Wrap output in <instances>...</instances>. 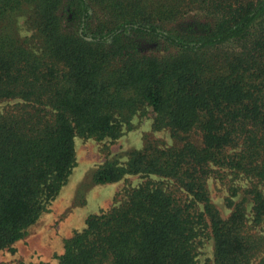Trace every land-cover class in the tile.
Instances as JSON below:
<instances>
[{"label": "trees", "instance_id": "16d2710c", "mask_svg": "<svg viewBox=\"0 0 264 264\" xmlns=\"http://www.w3.org/2000/svg\"><path fill=\"white\" fill-rule=\"evenodd\" d=\"M0 102V249L66 184L77 136L118 139L151 107L173 144L98 168L97 183L148 179L58 264H197L207 231L214 264H264V0H0ZM228 173L251 185L224 217L208 180Z\"/></svg>", "mask_w": 264, "mask_h": 264}, {"label": "rangeland", "instance_id": "374dc122", "mask_svg": "<svg viewBox=\"0 0 264 264\" xmlns=\"http://www.w3.org/2000/svg\"><path fill=\"white\" fill-rule=\"evenodd\" d=\"M18 28L22 36L32 34V30L26 25L25 16L18 18ZM5 103L0 102V109ZM154 117L152 108L146 107L133 116L130 124L124 126L123 135L115 140L77 136L76 165L66 184L48 205V209L27 229L24 237L10 247L0 249V264H15L18 261L58 264L66 239L86 226V219L90 214L120 204L128 190L145 182L148 179L146 176L126 174L116 182L97 183L94 174L107 160L125 164L130 152L143 148L147 139L158 140L163 146L172 145L173 138L168 129H154ZM151 178L161 180L154 175ZM250 185V179L238 178L231 173L224 179L212 176L208 180L211 199L224 217L232 211L228 200H239L244 195L243 190ZM235 189L238 194L234 193ZM250 209L251 204H248V216L251 215ZM256 231L264 235V221ZM197 261V264H214V240L208 231L202 236Z\"/></svg>", "mask_w": 264, "mask_h": 264}]
</instances>
